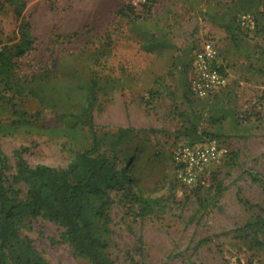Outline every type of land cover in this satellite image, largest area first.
Wrapping results in <instances>:
<instances>
[{
	"label": "rangeland",
	"instance_id": "1",
	"mask_svg": "<svg viewBox=\"0 0 264 264\" xmlns=\"http://www.w3.org/2000/svg\"><path fill=\"white\" fill-rule=\"evenodd\" d=\"M26 1L36 40L22 72L50 66L73 88L97 78V130L132 129L117 149L119 167L131 154L132 181L110 192L108 252L115 263L264 264V0H142L131 14L119 11L128 0ZM245 13L253 26L241 25ZM18 23L12 6L0 1V47L12 42ZM205 40L216 44L228 84L197 98L189 72ZM1 95L9 178L15 150L32 164L61 166L90 144L87 127L33 95L8 101L11 93L0 84ZM206 133L217 134L228 154L186 186L176 177L174 142L204 140ZM14 185L23 198L26 185ZM137 193L152 207H143ZM20 232L52 264H92L54 221L29 216Z\"/></svg>",
	"mask_w": 264,
	"mask_h": 264
},
{
	"label": "trees",
	"instance_id": "2",
	"mask_svg": "<svg viewBox=\"0 0 264 264\" xmlns=\"http://www.w3.org/2000/svg\"><path fill=\"white\" fill-rule=\"evenodd\" d=\"M0 1L11 5L19 20L12 42L0 47V84L11 93L7 100L31 94L43 107L56 109L61 115L87 127L91 135L90 144L76 150L61 166L43 162L32 164L20 150H15L16 163L11 178L7 175L11 165L0 145V264H52L34 247L31 239L20 232L29 216H42L62 227L63 238L92 264H116L108 252L112 234L110 192L132 181L127 166L131 154H126L125 165L119 167L117 152L130 139L132 129L97 130L94 119L100 88L97 78L90 76L73 88L50 66L32 73L22 72V58L34 49L36 40L32 24L25 15L27 1ZM133 7L127 3L119 11L129 10L131 14ZM73 96L79 98L75 103H72ZM26 113L20 112L22 116ZM2 125L0 118V130ZM206 135L208 138L204 140L219 137L217 134ZM189 138L187 141L190 142L204 141L194 135ZM102 146L108 147L109 151L101 150ZM15 182L26 185L23 198L20 189L15 188ZM134 197L143 207H152L141 194Z\"/></svg>",
	"mask_w": 264,
	"mask_h": 264
},
{
	"label": "built area",
	"instance_id": "3",
	"mask_svg": "<svg viewBox=\"0 0 264 264\" xmlns=\"http://www.w3.org/2000/svg\"><path fill=\"white\" fill-rule=\"evenodd\" d=\"M141 1L128 0L133 6ZM240 23L242 26H253V15L242 14ZM218 54V48L211 40H205L194 51L189 72V89L195 97L212 96L228 84V75L221 68ZM171 153L178 181L186 186H193L205 177L211 166L227 156L228 148L219 139L211 138L204 141L174 142Z\"/></svg>",
	"mask_w": 264,
	"mask_h": 264
},
{
	"label": "crops",
	"instance_id": "4",
	"mask_svg": "<svg viewBox=\"0 0 264 264\" xmlns=\"http://www.w3.org/2000/svg\"><path fill=\"white\" fill-rule=\"evenodd\" d=\"M163 55H164L163 57L166 58L167 55H165V54H163Z\"/></svg>",
	"mask_w": 264,
	"mask_h": 264
}]
</instances>
